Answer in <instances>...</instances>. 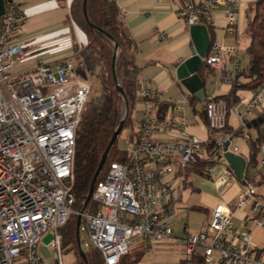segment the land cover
I'll return each mask as SVG.
<instances>
[{
    "label": "built area",
    "instance_id": "obj_1",
    "mask_svg": "<svg viewBox=\"0 0 264 264\" xmlns=\"http://www.w3.org/2000/svg\"><path fill=\"white\" fill-rule=\"evenodd\" d=\"M238 1L185 0L176 12L187 27L210 24L213 11L224 4L225 30L234 33ZM25 21L20 3L6 1L0 16V264H63L59 228L71 214L81 219L82 249L99 250L103 264H118L136 242L152 246L172 241L181 243L186 258L200 249L206 264H264V245H255L249 230L234 227L233 211L224 202L211 208L204 230L186 233L183 238L172 235L175 200L183 189V176L203 155L210 162L222 158L231 133L214 140L190 135L182 120L159 114L162 104L178 110L172 98L164 99L160 90L142 83L136 90L141 116L123 148L125 160L111 162L96 181L90 197L95 211L87 205L80 210L73 208L75 133L90 82L78 75L71 60H39L32 71L13 77V67L26 59L19 42ZM210 49L213 52L203 58L205 70L211 69L217 79L233 83L240 70L236 46L216 42ZM223 52H228L233 62L231 73L224 75ZM263 103L264 82L242 101L245 112ZM230 110L245 126L244 114L235 107L207 98L203 105L207 127L216 133L223 131ZM169 130H174L173 139H155ZM231 151L236 152V147ZM253 169L264 174V128L258 164ZM231 180L235 176L227 168L215 182L225 186ZM246 205L252 212L251 223L264 229V199L247 181L240 188L235 207Z\"/></svg>",
    "mask_w": 264,
    "mask_h": 264
},
{
    "label": "crops",
    "instance_id": "obj_2",
    "mask_svg": "<svg viewBox=\"0 0 264 264\" xmlns=\"http://www.w3.org/2000/svg\"><path fill=\"white\" fill-rule=\"evenodd\" d=\"M21 5L25 15V30L19 37V42L26 54V59L18 62L12 69L13 77H20L23 74L32 71L37 61L55 62L60 60H71L75 63L77 58L74 52V46L85 41L84 34L69 20V8L73 0H14ZM185 0H117L121 17L129 33L137 44L136 64L140 67L138 74L139 82L149 87L161 91L164 99L172 98L178 110L173 105L162 104L159 108L161 116L166 115L172 120H182L186 131L201 140H214L220 134L231 133L229 149L236 147V152L249 158V139L259 137L260 131L254 127L247 128L241 126L238 117L229 111L227 117V126L220 133H216L207 127L206 119L203 115L204 101L209 97H222L233 91L236 101L231 105L239 112L244 114L246 124L264 111V103L253 107L249 112H245L242 101L249 97L254 90L241 87L245 84L246 78L239 76L233 83L216 78L215 72L208 69L205 73V95L201 100L194 98L191 102V96L178 84L175 77V67L190 55L192 46L189 27L186 26L183 19L177 15V6ZM200 3L202 0H192ZM257 0H239L238 1V20L234 33H228L225 30V14L227 7L220 4L212 13L213 22L207 26L212 44L221 42L229 45H235L239 55V67L243 70L247 65L248 58L245 48L248 45L249 37L246 33V27L251 15V8ZM164 33V37H161ZM213 52L209 49L208 54ZM222 57L225 60V70L222 74L231 73L233 62L228 52H223ZM78 72V70H77ZM235 83V84H234ZM221 99V98H220ZM138 100V99H137ZM141 116V103L136 102L132 113L133 124L127 129L128 136L138 128V122ZM262 131V130H261ZM175 136L174 130L162 131L156 140L167 141ZM207 159L206 155L200 157ZM258 159V156H257ZM229 169L225 159L222 157L214 161L212 165L206 167V173L198 174L189 170L183 176L184 186L195 189L198 193V199L191 206L198 205L204 207L207 211V223L209 212L217 202L226 203L233 211L232 219L234 227L241 230L252 231L258 228L251 223L252 212L248 205L236 208V200L240 188L244 181L231 180L225 186H218L215 180ZM254 182L248 181L255 186L259 196L264 199V174H257V170L251 168ZM257 174V175H256ZM181 189L176 196L177 202H181ZM183 190V191H182ZM190 207V206H189ZM188 207V208H189ZM188 217V212L185 214ZM177 220L173 219L172 224ZM205 223V224H206ZM202 226L191 229L188 223L185 224L184 234H172L174 237L183 238L186 233L196 232ZM143 244V245H142ZM255 244V243H254ZM257 245V244H256ZM146 246L147 250L138 264H173L179 263V260L186 258L183 253V247L180 242L172 241L155 245H146L142 242H136L132 248ZM131 248V249H132ZM195 256L201 257V250L198 249ZM203 260V259H202ZM194 264H206L202 262H189Z\"/></svg>",
    "mask_w": 264,
    "mask_h": 264
},
{
    "label": "trees",
    "instance_id": "obj_3",
    "mask_svg": "<svg viewBox=\"0 0 264 264\" xmlns=\"http://www.w3.org/2000/svg\"><path fill=\"white\" fill-rule=\"evenodd\" d=\"M251 10L246 27L249 42L245 48V53L248 62L243 70H239L236 78L239 76L245 77L246 82L241 87L255 90L264 82V0H257ZM69 20L85 36L84 42L74 46L77 64H81V66L77 65V68L83 69L86 73V76L82 78L91 76L97 80L96 87L88 94L75 133L72 184L73 208L80 210L88 193L94 171L108 141L119 122L124 118L121 115L122 105L125 102L124 98L127 100L128 112L121 131L129 129L133 124L132 113L138 101L136 90L140 85L138 79L140 67L135 61L137 44L122 20L117 0H85V2L84 0H73L69 8ZM115 44L117 48L114 70L116 83L122 89V93L116 87L112 76V56ZM234 89H236V85H234L231 93L216 98H221L230 107L236 101ZM190 98L193 103L194 97L191 96ZM255 128L260 133L258 138L248 140L250 151L244 174V179L247 182H254L251 168L258 164L259 140L261 139V130L264 128V118ZM118 137L108 152L103 169L98 177L99 180L103 177L111 162H123L126 158L123 148L118 146ZM213 163L207 159L199 158L192 170L198 174H204L206 173V167ZM257 174L262 173L258 171ZM87 208L92 211L97 209L91 201L88 202ZM190 208L193 210H206L198 205H193ZM76 218V214H71L65 224L59 228L60 246L61 248L67 246L68 250L77 253L78 260L76 264H85L79 255L76 242ZM80 241L82 244L83 239ZM146 250V246L134 247L120 258L118 264H138ZM83 251L86 264H103L101 253L96 248L90 247L83 249ZM192 261L202 262L203 260L201 257L193 255L190 260L180 259L178 264H189Z\"/></svg>",
    "mask_w": 264,
    "mask_h": 264
},
{
    "label": "water",
    "instance_id": "obj_4",
    "mask_svg": "<svg viewBox=\"0 0 264 264\" xmlns=\"http://www.w3.org/2000/svg\"><path fill=\"white\" fill-rule=\"evenodd\" d=\"M10 0H0V16L4 14L5 11V2ZM85 2V0H84ZM189 34L192 41V46L190 47V55L182 60L176 67H175V77L178 81V84L191 96L196 98L197 100H201L205 95V68L203 64V58L208 54L210 46L212 44L210 35L207 30V26L204 23H195L189 26ZM117 45L115 44L113 49V56H112V76L115 82L116 87L122 93V89L116 83L115 77V70H114V63H115V52H116ZM126 112L124 118L119 122L116 129L113 131L108 144L99 160L98 166L94 171V174L91 179V183L89 186L88 193L86 198L83 202L82 209L86 207L88 202L90 201L91 193L93 191L94 185L99 177L101 170L103 169L104 163L106 161L108 152L114 142L116 141L118 135L120 134L121 130L124 126L125 117L128 112V104L126 98H124ZM264 118V112L256 117L255 119L250 120L247 124V128H251L256 126L260 123ZM229 141H226L225 146L223 148L224 152L222 157L225 159L229 169L233 172L235 178L238 181H244V174L247 167V160L241 154L235 153L228 149ZM80 216L78 215L76 218L75 224V236L76 242L78 247V252L84 263L86 264L85 254L81 247L80 243Z\"/></svg>",
    "mask_w": 264,
    "mask_h": 264
},
{
    "label": "rangeland",
    "instance_id": "obj_5",
    "mask_svg": "<svg viewBox=\"0 0 264 264\" xmlns=\"http://www.w3.org/2000/svg\"><path fill=\"white\" fill-rule=\"evenodd\" d=\"M77 69H78L77 73L80 77L86 76V73L83 71V69H81V68H77ZM85 79H88V81L90 82V91L89 92H91L92 89L96 87L97 80L91 76H87ZM125 112H126V106H125V102H124L122 105V109H121V115L124 116ZM128 137L129 136H128L127 130L124 129L123 131H121V133L119 134V137H118V141H117L118 146L120 148L125 147L126 140ZM198 196L199 195H198L197 191H195V189H192L189 186L186 187L185 190L182 192L181 202L176 203L177 209H176L174 218H175V220H177V222L171 225V228L173 229V234L183 235L184 234V227H185L186 223H188V225L190 226L191 229L200 227V226H202L203 223L204 224L206 223V222H204L206 219V215H207L206 210H193L190 208L191 204L193 202H196V199H198L197 198ZM187 212H188V217L185 215ZM122 215H123V213H122ZM202 229L203 230L205 229L204 225L200 230H198L196 232H199ZM43 237H44V235H43ZM81 237H84V235L82 233H81ZM251 237H252V242L255 243V245L256 244H257V246H263L264 245V231L262 229H257V230L252 231ZM40 248H41L42 252H45V248L41 244H40ZM61 258H62L63 264H76V262L78 260L77 253H75L72 250H68L67 246L61 248ZM173 264H177V263H173ZM189 264H194V263H189Z\"/></svg>",
    "mask_w": 264,
    "mask_h": 264
}]
</instances>
